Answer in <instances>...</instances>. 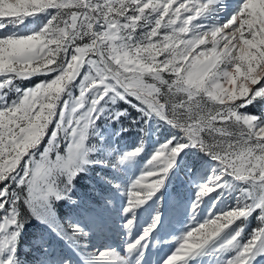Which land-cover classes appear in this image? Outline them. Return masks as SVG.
I'll list each match as a JSON object with an SVG mask.
<instances>
[{"label":"snow or ice","instance_id":"1","mask_svg":"<svg viewBox=\"0 0 264 264\" xmlns=\"http://www.w3.org/2000/svg\"><path fill=\"white\" fill-rule=\"evenodd\" d=\"M169 238L156 264H264V0H0V264Z\"/></svg>","mask_w":264,"mask_h":264},{"label":"rangeland","instance_id":"2","mask_svg":"<svg viewBox=\"0 0 264 264\" xmlns=\"http://www.w3.org/2000/svg\"><path fill=\"white\" fill-rule=\"evenodd\" d=\"M39 79H43V77L39 78ZM39 79L37 78H33V81H37V83L39 82ZM31 82V81H30ZM27 83L29 82H25V86L27 85ZM33 85V84H32ZM31 85V86H32ZM30 87V86H28ZM124 107H127L126 105ZM132 112V115L135 116V112L134 110H130ZM128 122H125V126H127ZM162 132H166L167 129L161 128ZM134 136L129 134V136L127 137V142L129 145H131L134 142ZM87 182H84L83 180L79 181L78 186L80 187L79 189V194L82 196L84 195V188H85V184ZM94 197L98 198L99 193H93L92 194ZM79 198V197H77ZM91 204V202L86 203L85 207L89 206ZM94 206V205H91ZM85 207H81L79 209H73L67 205L61 204L58 205V212H60L61 214V219L63 220L67 214L71 213L74 217L77 216L78 214H85ZM221 207H223V205H221ZM181 218L179 216H177V221H179ZM202 222V221H201ZM257 221L255 219H252L249 223V230L251 227H255L256 226ZM188 224V221L185 219L184 220V224L178 223L174 221L173 227L176 229L175 235L179 236L181 235L180 229L184 226H186ZM119 237V239H118ZM27 240V237L25 238ZM125 237L122 235V233L119 231L118 228H113L112 230H108L106 232H104L103 234H98L95 237H93L92 239V243L95 244L96 246H100V245H107V246H111L114 248H118V250L120 249V247L123 244ZM120 240L121 243L119 246L115 245V241ZM168 246L163 247V250L160 251L158 254L155 253L154 250V254L152 256V264H156V261L160 258L165 256L166 253L169 252V247L174 245V240L172 238H169L168 241L166 242Z\"/></svg>","mask_w":264,"mask_h":264},{"label":"bare ground","instance_id":"3","mask_svg":"<svg viewBox=\"0 0 264 264\" xmlns=\"http://www.w3.org/2000/svg\"><path fill=\"white\" fill-rule=\"evenodd\" d=\"M118 239H119V237H118ZM120 243H121V241L120 240H117V241H115V245L116 246H119L120 245ZM121 246V245H120ZM118 249V248H117Z\"/></svg>","mask_w":264,"mask_h":264},{"label":"trees","instance_id":"4","mask_svg":"<svg viewBox=\"0 0 264 264\" xmlns=\"http://www.w3.org/2000/svg\"><path fill=\"white\" fill-rule=\"evenodd\" d=\"M38 81V80H37ZM37 81H31V82H29V83H27V85L26 86H31L32 84H34V83H37Z\"/></svg>","mask_w":264,"mask_h":264}]
</instances>
